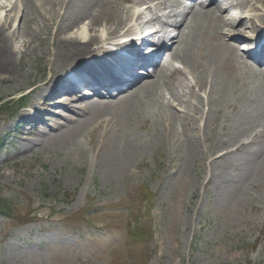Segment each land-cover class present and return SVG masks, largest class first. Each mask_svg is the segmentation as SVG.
<instances>
[{
	"label": "rangeland",
	"instance_id": "rangeland-1",
	"mask_svg": "<svg viewBox=\"0 0 264 264\" xmlns=\"http://www.w3.org/2000/svg\"><path fill=\"white\" fill-rule=\"evenodd\" d=\"M5 89L0 87V97L3 96L1 90ZM137 110H140L139 105H133L126 113L120 110L114 118L105 116L114 121L113 132L127 124L126 120L133 121V125L124 127L123 131L133 129L132 135L143 140L141 145L139 141H132L134 148L128 155L122 150L97 151L96 133L109 124L106 120L99 130H95L92 143L83 136L78 141L79 146H72L73 133L82 126L92 127L100 118L99 112L85 108L86 113H80V116L86 117H79V122H76L78 117L65 113V119L70 120L69 123L60 121V125H68L65 131L45 135V143L31 154V158H18L17 164L0 165V192L19 212L27 209L26 197L37 200L36 208L48 207L43 214L46 216L51 205L61 209L59 201L63 200L64 194H77L64 212L72 215L68 222L54 218L55 222L47 223L36 218L16 231L3 227H17L18 220L1 218L0 264H144L147 261L148 264H242L252 242L264 231V168L260 167L258 171L261 172L258 176L263 178L260 184V178H256L254 184H247L240 175L246 171L244 160L231 159L237 174L232 173V164L229 165L232 161H222L216 164L218 169L214 170L213 180L221 189L206 188L208 193L198 201L204 172L202 161L195 165L194 162L182 163L179 158L175 162L169 159L167 150H156L154 142L153 146L149 144V136L152 138L155 130L145 129L153 119L148 116V121L141 124ZM243 119L249 121L246 117ZM50 120L51 125L53 118ZM134 120L140 125L135 126ZM261 123L264 124L263 119ZM68 128L72 133L66 131ZM119 133H122V127ZM239 141L234 140V143ZM110 151L117 154L112 171L106 164L111 163L113 157ZM136 151H139L137 155ZM131 154L135 155L133 164L125 161ZM254 154L255 151L247 153L249 157ZM203 157L201 154L199 160ZM5 173L12 174L11 178ZM140 192L142 199L136 197ZM147 192L154 196L152 207L150 202H143ZM145 206L147 213L154 212V222L149 214L145 220L155 227L161 245L159 256L154 252L150 258V244L131 246L135 239H128L125 224L130 212L140 215ZM194 208L200 209L196 216H193ZM84 213V217L88 216L98 224L99 230L86 228L82 231L78 227H69L72 223L89 226L82 217ZM261 239L248 264H256L257 260L264 263V236ZM245 244L249 246L247 254L238 251Z\"/></svg>",
	"mask_w": 264,
	"mask_h": 264
},
{
	"label": "bare ground",
	"instance_id": "bare-ground-1",
	"mask_svg": "<svg viewBox=\"0 0 264 264\" xmlns=\"http://www.w3.org/2000/svg\"><path fill=\"white\" fill-rule=\"evenodd\" d=\"M25 4V7L28 8V10L33 11L36 8L37 3H41L43 5H46L47 7H50L51 9L48 12H55L56 13V8L57 6L61 5V0H20ZM64 1V0H63ZM92 0H71L72 2H75L73 7L70 2L68 3L69 6L67 7L68 11L64 17L61 18V16L58 14V20L60 21L59 28L57 30V37H58V42L59 46L57 48L56 54H55V63L57 64V69L61 70L64 68L69 67L72 63L75 65L79 63V61H83L84 59L88 60L91 57L97 56L99 53H107V50L105 47L110 44L112 41H115L118 34L119 26L123 28V30L133 27L135 25L134 22V17L131 16L130 21H113L114 25H111L112 23L109 22L107 19L103 18L102 13L104 10H99L98 15L94 14L95 11L92 9L87 10V4H89ZM97 1V0H95ZM143 2H148L150 4H153V7H159L161 4L167 2V0H142ZM173 3L175 6L180 5L179 0H173ZM222 3L225 5H230L231 1L229 0H222ZM84 5L86 7H80V5ZM110 4V0H105L103 1L102 5L107 6ZM63 5V4H62ZM242 5L245 6L244 9L246 8H251L248 13L249 20H251L254 25L252 26L253 29H261L263 28L260 23L262 21L264 22V1L263 0H251V1H243ZM155 8L152 9L153 12H157ZM201 10H192L190 13V18L188 16L184 20L183 23H181V27H184V29L180 32L179 36V42L181 47L178 48V56L180 58H184L185 61L184 63L186 65H193L197 70V85L200 86V89L202 91H205L206 88L208 89L211 87L209 92H206L204 96L198 94L197 99H200L203 97L206 98L208 101L209 99H214L219 98L222 99L227 96V93L232 90V86L237 84V74H235L231 69L226 70L228 67V64L231 66H235L237 68H240V64L236 63V60L243 59V56H239V45L238 43L231 44L229 42V38L232 35L236 34H243L244 31H246L243 28H239V25L241 23V15L238 18L237 22H235L233 25H230V18H226L227 12L224 10V5H219L216 3V0H211L209 7L203 8L200 5ZM87 10V11H86ZM127 12H131V8L126 9ZM86 12V13H85ZM180 13H176L174 17H178ZM68 16V18H67ZM40 18L46 19L49 23L52 22L55 24V20L51 18H47V13L46 16H41ZM65 19H71L70 24H67V20ZM87 19L89 22L80 24L82 21ZM154 22L159 25L160 27H164V24H162L160 20V15L157 16L154 14ZM74 25V26H73ZM167 25V24H166ZM168 26V25H167ZM42 40L40 39V42ZM11 42V40L9 41ZM30 45H35L36 40L29 42ZM201 46V47H206L205 53H204V58L203 61L199 63L195 51L196 47ZM29 50L25 51H20L18 54L25 52V56L31 52V49L35 50L34 47H29ZM231 50V57H226L225 56V51ZM12 48L9 51V56H12ZM32 53V52H31ZM103 57H107L106 54L102 55ZM99 57V56H98ZM218 57L225 58L226 61L225 63H219ZM247 58H251L248 56ZM96 61L100 62L101 64H106V62L101 58H97ZM18 67V66H17ZM16 65H13L11 60L8 59L7 65H5L2 70H1V75H3L2 78H0V81L2 83H8L11 82L12 79H16L19 76V72L17 70ZM195 83V80H194ZM244 91L242 92V96L245 97V99H249V101H252V106H255L258 110V113H255L253 118L258 119L263 118L264 120V78L262 79H253L249 83V87L244 85ZM60 89H57L51 85H43L40 96H39V101L36 104V106L42 105V103L46 104V102L49 100V102L52 104L54 101L58 102L57 100H52L49 99L52 94L59 92ZM88 91V90H84ZM215 91V94L212 96L211 94ZM209 93V95H208ZM211 93V94H210ZM219 93V94H218ZM209 96V97H207ZM60 101V100H59ZM83 102H86L84 100ZM137 103L144 104L145 102H150L155 104L157 102V99H155L153 96L152 97H145L144 99H137ZM206 102V101H205ZM204 102V103H205ZM203 103V104H204ZM113 104H109L108 106H104L102 103H97V104H92L91 107L94 111L99 112V113H104V116H114L115 113L113 112ZM156 105H160V103H157ZM187 105V103H186ZM90 106V105H89ZM188 106V105H187ZM118 110H121L122 112H127V109L129 106L125 104H119L117 105ZM189 107V106H188ZM207 107V106H205ZM204 107V110H205ZM35 113H38L40 115H44L46 112L48 113V110H45L44 107H39L37 109H33ZM194 109H189L188 113L185 114V120H189L190 122H193V117H194ZM109 113V114H108ZM133 113V111L131 112ZM29 112H25V115H29ZM137 119L139 122L141 120H147V116L145 113H139L137 114ZM171 117V114L164 108L160 111L159 115H157L158 120H155L154 123L156 125V133L152 135V140H160V146L161 147H166L169 145L170 149L172 148L171 144H166L163 141V130L165 126L168 124L167 123H172V118L174 121L176 119L184 120L182 117ZM198 115L201 116L200 118V123H203L204 126L206 127L208 123L211 122V117H212V112L209 110V113L205 114L201 107L198 108ZM102 117V116H101ZM112 117V118H114ZM111 118V117H110ZM122 120V119H121ZM179 121V120H178ZM212 121H215L212 119ZM113 122L112 120L109 121V124L103 129V132L98 133V147L101 149H107L104 150L105 153H108L109 150H122L125 151V154L128 155L130 152H132L131 148H134L132 141H139V145H141L142 138L138 137L137 135H132L133 134V129H130L129 131H123L124 127L133 125L132 120H126L127 124L120 126V124H123V121H120V124L118 125L122 127V133L120 132V127L113 132L111 128H113ZM180 123V122H179ZM135 126L140 125L136 120H134ZM217 122L213 125H216ZM190 125V124H188ZM254 126H257L254 124ZM49 127V131H52V127ZM183 128H187V126H181ZM260 128V126L256 127ZM95 128H92L91 130L87 131V126H82L79 128L78 131L74 132L72 135V146H79L78 141L85 135L89 137L88 141L90 140V143L93 142L92 140V134L94 132ZM199 129V128H198ZM66 131H72L68 128ZM60 132V131H59ZM246 132L248 134V131L246 130V126H229L228 132L224 133L225 136L231 137V135H239V133ZM95 133V132H94ZM206 135L209 138V148L214 146V142L211 139L210 134L208 132H205ZM186 134V132H185ZM44 134H39L37 137H42ZM186 139L185 141L180 145L179 149L177 150L178 153H181L182 155V163H188L195 161L198 157V154L200 153V144L198 143L197 140H194L187 135L184 136ZM86 138V137H84ZM105 138V140H104ZM259 138V136H258ZM183 137H181V140ZM263 139L264 141V136L261 138L257 139V143ZM24 141V140H23ZM32 145L37 144L38 146H41V144L36 143V141H29ZM75 142V143H73ZM181 143V142H180ZM264 143V142H263ZM28 146H32L30 144H27ZM144 145V144H143ZM142 145V146H143ZM263 146L264 150V144L261 145V149ZM67 147V146H66ZM175 147V146H173ZM71 148V147H67ZM160 149V148H157ZM171 152V150H169ZM111 152V151H110ZM32 153V152H29ZM29 153H24V154H29ZM112 153V152H111ZM139 153V151H136V155ZM23 154V155H24ZM113 157H111V163H106L109 164V170H113L115 163H116V158L117 154L112 153ZM225 156V155H224ZM220 159V157H219ZM135 160V155H130V157H127L125 161L131 162L133 164ZM227 162L229 160H226ZM262 161L261 154L258 153L255 157L254 165L251 164L252 167L259 164ZM114 165H113V163ZM197 162V161H195ZM139 163V162H138ZM137 163V164H138ZM235 172V171H233ZM254 172H246V174L242 173L240 174L241 177L247 181L252 179V175ZM7 178H11L10 173H5L4 174ZM231 176V175H230ZM232 177V176H231ZM213 179L210 177L207 179V182L205 185H208L211 183ZM214 187L220 188L219 185L216 184V182L213 183Z\"/></svg>",
	"mask_w": 264,
	"mask_h": 264
}]
</instances>
